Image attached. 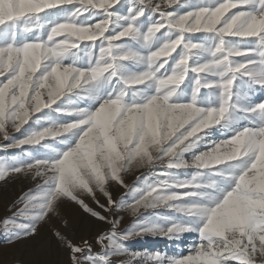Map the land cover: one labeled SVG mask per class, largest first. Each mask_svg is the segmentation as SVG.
<instances>
[{
  "label": "snow or ice",
  "instance_id": "1",
  "mask_svg": "<svg viewBox=\"0 0 264 264\" xmlns=\"http://www.w3.org/2000/svg\"><path fill=\"white\" fill-rule=\"evenodd\" d=\"M0 140L24 150L0 182L34 183L0 221L11 243L51 232L71 264H111L133 235L195 234L130 264H264V0H0ZM67 207L109 225L101 252Z\"/></svg>",
  "mask_w": 264,
  "mask_h": 264
},
{
  "label": "rangeland",
  "instance_id": "2",
  "mask_svg": "<svg viewBox=\"0 0 264 264\" xmlns=\"http://www.w3.org/2000/svg\"><path fill=\"white\" fill-rule=\"evenodd\" d=\"M83 47V45H81ZM175 55V54H173ZM19 136V133H15ZM7 143L0 140V144ZM27 148V146H26ZM24 150L18 148L3 149L0 148V159L5 158H22ZM147 169H133L126 175V182L129 186H133L137 182V177H143L147 173ZM34 188V183L23 176L11 179L7 184L0 182V221L5 217H10L16 213L23 204L19 202L30 189ZM110 191L119 199L124 195L125 189L112 185ZM101 203H105L102 196L99 197ZM127 198V197H126ZM88 203L103 213V210L91 200ZM144 215H149L153 211L166 212V209L141 210ZM62 215L69 218L72 222L71 230L68 232L69 238L76 243H80L82 239H88L94 244L93 251L101 252L99 245L95 244V236L98 232L108 231L109 225L97 222L82 210L72 207H67L62 211ZM115 219L119 220L118 231L122 234L136 219L128 211H120ZM57 227H62V220L57 218L53 221ZM196 239L195 234H184L179 239H169L166 236L159 235H133L127 240H122L127 254L114 255L111 257V264H130L131 253H166L168 256L186 254L188 246ZM44 244L37 248L31 243H11L9 234H7L3 226L0 225V264H71L69 250L61 244L51 232H46L44 236ZM135 264V262H131Z\"/></svg>",
  "mask_w": 264,
  "mask_h": 264
}]
</instances>
